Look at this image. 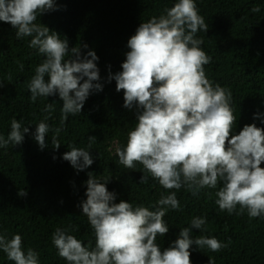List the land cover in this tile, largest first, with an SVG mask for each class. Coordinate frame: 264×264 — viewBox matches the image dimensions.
<instances>
[{"label": "trees", "instance_id": "trees-1", "mask_svg": "<svg viewBox=\"0 0 264 264\" xmlns=\"http://www.w3.org/2000/svg\"><path fill=\"white\" fill-rule=\"evenodd\" d=\"M177 2L54 0L53 10L37 15L35 23L66 38L69 49L79 48L81 58L89 51L98 57L95 63L100 79L93 83L103 85L102 90H92L81 112L69 114L63 124V101L58 92L35 102L30 99L28 86L44 54L29 47L32 37L18 39L17 29L0 20V135L8 138L13 119L29 129L20 144L9 142L0 147V234L8 239L20 234L24 251L34 250L39 264H68L52 242L57 228L76 236L85 246L95 247L94 230L82 210L89 173L100 182L108 179L106 187L115 193L114 203L124 200L154 211L162 196L176 193L180 207L168 208L163 219L169 231L157 236L162 252L174 246L182 228L190 227L193 239L215 237L226 245L214 252L193 243L191 264H264V215L250 218L247 210L238 215L239 206L231 214L222 211L216 204L222 181L216 188L196 192L187 187L165 189L142 164L129 169L119 163L117 149L126 147L142 109L135 104L124 106V92L116 90V81L109 80V75L122 71L130 51L128 41L139 25L166 14ZM195 3L209 26L207 32L196 33V38L203 40L201 48L211 57L204 65L205 74L213 86L219 84L231 92L230 103L237 117L232 134H239L249 124L264 129V0ZM255 8L259 11L254 12ZM48 104L53 110H45ZM41 121L49 125L43 148L34 138ZM56 128H60L58 134ZM53 135L59 148L53 146ZM70 146L88 150L93 163L83 170L74 168L63 159ZM143 175L148 176L147 183H140ZM20 190H26V195L20 196ZM196 217L206 219L201 230L191 226ZM0 264L15 262L0 249Z\"/></svg>", "mask_w": 264, "mask_h": 264}, {"label": "clouds", "instance_id": "clouds-1", "mask_svg": "<svg viewBox=\"0 0 264 264\" xmlns=\"http://www.w3.org/2000/svg\"><path fill=\"white\" fill-rule=\"evenodd\" d=\"M54 8V0H0V20L17 29L18 39L32 37L29 47L44 54L28 86L30 99L35 102L58 92L63 101V124L69 114L81 112L92 90L100 91L103 85L93 83L100 79L94 51L81 58L79 48L69 49L66 38L35 23L38 14ZM165 13L139 25L128 41L130 51L122 71L109 75V80L116 81V90L124 92V106L135 104L142 109L126 147L117 149L119 163L129 169L142 164L165 189L187 187L196 192L216 188L222 181L223 187L216 193L222 211L231 214L239 206L238 215L245 210L250 218L264 215V129L249 124L239 134H232L237 117L230 103L231 92L219 84L213 86L205 74L204 65L211 57L201 48L203 40L196 38V33L207 32L209 26L195 0H178ZM45 110H53L52 104ZM28 131L13 119L8 138L0 135V147L9 142L20 144ZM59 131L55 129L56 134ZM48 132L46 122L37 124L34 138L41 148L46 146ZM52 142L59 148L56 135ZM63 159L77 170L93 163L88 150L71 146ZM147 180L143 175L140 183ZM107 181L100 182L89 173L87 199L82 202L83 214L94 230L95 247L85 246L61 228L53 233L52 242L68 264H191L193 243L214 252L226 246L215 237L193 239L191 228L184 227L174 246L162 252L157 236L169 231L163 219L168 208L180 207L176 193L162 196L153 211L124 200L114 203L115 193L108 191ZM18 194L24 196L26 190ZM205 224L204 217L191 221L199 230ZM0 249L15 264H39L34 250L24 251L20 234L11 239L0 234Z\"/></svg>", "mask_w": 264, "mask_h": 264}]
</instances>
